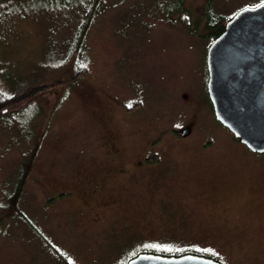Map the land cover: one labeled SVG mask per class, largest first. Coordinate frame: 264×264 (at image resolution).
Instances as JSON below:
<instances>
[{"label": "rangeland", "instance_id": "obj_1", "mask_svg": "<svg viewBox=\"0 0 264 264\" xmlns=\"http://www.w3.org/2000/svg\"><path fill=\"white\" fill-rule=\"evenodd\" d=\"M205 2L0 0V90L47 86L0 117V264H264V153L214 115Z\"/></svg>", "mask_w": 264, "mask_h": 264}, {"label": "water", "instance_id": "obj_2", "mask_svg": "<svg viewBox=\"0 0 264 264\" xmlns=\"http://www.w3.org/2000/svg\"><path fill=\"white\" fill-rule=\"evenodd\" d=\"M216 119L250 151L264 153V1L233 14L207 51ZM125 264H220L197 254L140 252Z\"/></svg>", "mask_w": 264, "mask_h": 264}, {"label": "trees", "instance_id": "obj_3", "mask_svg": "<svg viewBox=\"0 0 264 264\" xmlns=\"http://www.w3.org/2000/svg\"><path fill=\"white\" fill-rule=\"evenodd\" d=\"M183 1L184 0H177V3L181 4ZM205 4L204 6L201 7V10L204 18H207L206 23L209 25L208 36H211L212 38L215 39L224 30L225 23H222L221 21L216 22L214 17L211 18V16L208 15L211 7V0H206ZM83 75L84 72L79 71L73 78L69 79L67 83H72L76 81L78 77H82ZM44 90H47L46 85L29 86L24 91L12 95H6L0 90V117L5 114L20 111L21 109L27 107ZM1 211L2 208L0 209V212ZM143 252H149V251H143ZM153 253H157V252H153ZM184 253H192V252H184ZM157 254L173 255V254H165V253H157Z\"/></svg>", "mask_w": 264, "mask_h": 264}]
</instances>
